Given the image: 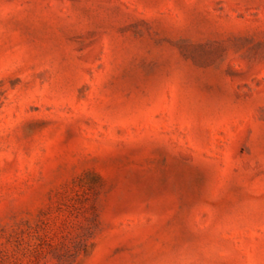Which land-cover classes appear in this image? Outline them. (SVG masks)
<instances>
[{
    "label": "rangeland",
    "instance_id": "374dc122",
    "mask_svg": "<svg viewBox=\"0 0 264 264\" xmlns=\"http://www.w3.org/2000/svg\"><path fill=\"white\" fill-rule=\"evenodd\" d=\"M0 264H264V0H0Z\"/></svg>",
    "mask_w": 264,
    "mask_h": 264
}]
</instances>
